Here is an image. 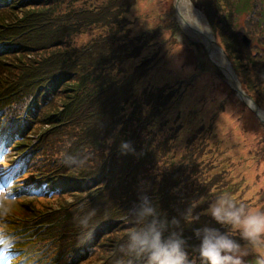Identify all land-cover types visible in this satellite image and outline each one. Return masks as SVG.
Returning a JSON list of instances; mask_svg holds the SVG:
<instances>
[{
  "label": "trees",
  "instance_id": "trees-1",
  "mask_svg": "<svg viewBox=\"0 0 264 264\" xmlns=\"http://www.w3.org/2000/svg\"><path fill=\"white\" fill-rule=\"evenodd\" d=\"M136 1L0 0V8L8 15V23L0 22V105L15 107L22 103V114L15 116L0 110V120L20 121L26 132L37 136L35 143L29 136L23 142V147L31 145L25 152L29 159L41 158L32 162L29 178L47 181L54 187L61 185L62 191L74 198L69 201L60 197V208L50 207L51 211L23 206L30 223L50 226L42 233L57 240L56 264H78V256L89 252L92 246V243L85 245V239L100 237L106 229L109 231L105 233H111L117 227L115 249H110L101 264H136L120 251V243L135 227L128 212L138 202L142 182L149 186L148 195L158 199L169 218L179 215L193 199L210 194L198 193L199 178L203 183L214 182L198 163V154L205 148L208 136L215 133L208 122L213 111L203 116L205 111L197 110L201 119L194 122L179 121L178 114L179 122L165 129L173 121L172 109L177 113L184 110L179 103L193 78L173 84H153L147 76L153 67L152 58L131 64L142 57L154 39L153 28L132 35L133 21L127 15ZM248 1L264 7L262 0ZM225 2L227 14L224 11L220 16L213 14L219 10L215 2L205 11L215 34L218 26L233 33L222 34L226 48L243 49L241 36L245 33L262 42L264 24L260 19L264 21V8L259 5L249 8L259 11V24L246 21L241 24L239 10L243 13L246 10L239 9L234 1ZM85 28L102 30L86 43H77L76 37ZM34 41L40 48L28 50ZM47 41L54 43V50L45 53L49 49ZM200 51L204 63L210 66L203 50ZM259 51L255 57L245 53L244 67L248 74L255 64L264 78V48ZM215 71L222 78L216 67ZM243 82L248 87L245 78ZM257 88L264 94V83H258ZM15 91L20 95L17 99ZM238 107L247 109L239 102ZM214 111L222 112L223 102ZM184 125L188 126L185 133L194 132L187 138L186 154L173 161L169 156L173 139ZM260 126L264 131V125ZM241 132L245 133L244 127ZM197 139L202 145L195 150ZM122 140L130 141L135 152L122 154L118 147ZM31 155L34 157L30 158ZM201 173L205 178L199 177ZM80 188H94L97 194L87 197L78 193ZM44 198L53 201V197ZM81 210L86 212L83 217L79 216ZM207 217L209 220L202 218L200 223L219 227ZM53 221V225L47 223ZM101 224L104 225L100 227ZM42 226L37 232L42 231ZM199 226L185 228L190 245L198 244L193 229ZM28 235L32 232L28 231Z\"/></svg>",
  "mask_w": 264,
  "mask_h": 264
},
{
  "label": "rangeland",
  "instance_id": "rangeland-1",
  "mask_svg": "<svg viewBox=\"0 0 264 264\" xmlns=\"http://www.w3.org/2000/svg\"><path fill=\"white\" fill-rule=\"evenodd\" d=\"M75 1L80 2V0ZM189 1L194 8L198 7L203 11L204 15L207 16V22H210V20L205 9L209 10L212 2H215L217 7H219V10L213 12V14H218L220 16V14L223 13L222 11L227 14L225 11L227 9L225 0ZM242 5L243 1L240 3L239 8L241 10H246L247 8L244 9ZM255 14L259 17V11L255 12ZM127 18L133 21L132 35L136 33L139 34L146 28H153L152 31L154 33V39L151 44H148L142 57L138 58L136 62H132V65L138 64L142 58H152L153 70L149 69L150 72L148 77L153 84H173L176 81H184L193 78L189 85H187L184 91L185 93L182 96V101L179 103V106H182L184 110L182 113H177L172 109V120L181 113L179 121L194 122L200 117L197 110H201L205 107H207L206 109L212 108L214 103L218 104L223 102V113L222 115L220 114L217 122L213 124L215 133L208 136L205 148L198 154V163L200 167L206 171V175H209L214 182L203 183V180L199 178L200 183L197 187L198 193H214L217 195L228 194L236 200L246 204L264 207V154H262L261 158L256 161L252 159L249 160V154L258 152L260 149L264 152V148L252 147L251 149L248 146L251 143V139H253L257 133H263L258 121L260 118L256 114V111L253 108H248L249 111L240 109V107H238V102H242L243 105L245 103L237 97L236 93L233 94L230 92V94L227 95L226 89L230 88L228 82L224 80V78L221 82L220 76L217 78V75L214 72H208L207 69L203 70L200 67V62L204 60L200 50H203V54L209 60V64L211 66L214 65L210 62L206 53L205 45L195 36L192 37L184 30L178 16V8L175 0H137L136 4L131 8V12L127 15ZM244 19L245 17L240 19L241 24H243ZM101 30L102 29L97 28H85L83 29V32L76 37V42L84 44L89 41L91 37L100 34ZM222 34L231 36L233 33L230 30L226 33V31H223L222 28L218 26L215 40L223 49L224 54L226 52L227 55H225L228 56L229 60L232 62L234 70L240 74L239 79L244 80L245 78L248 87L242 82L243 90L251 96L258 107L264 110V94L257 88L258 83L261 85L264 83V78H261L254 66L255 64L251 66L250 73L247 74L248 71L245 72L246 69L243 61V56H245L244 50L241 47H234L232 51L230 48L227 49ZM41 36L44 37L43 34ZM39 48V43L34 41L32 46L28 47V50L31 51L32 49V51H35ZM44 52H50V49H47V51ZM209 67L210 66H208V69ZM12 71L14 70H10V72ZM262 73L263 72H261V74ZM242 76H244V78ZM147 81L149 80L147 79L145 82ZM224 83H227L228 85ZM254 83H256V85ZM203 94L205 97H199L203 96ZM13 95H16V93ZM258 98H260L258 100L259 103L257 102ZM11 99H13V97ZM7 109L10 111L11 107H8ZM240 112L243 114H241V118L239 119ZM242 127L245 128L246 135H241ZM261 141H264V137L261 140L259 139V143ZM185 145L186 139L185 141H178L175 143L174 151L178 155L174 156V158H177L184 151ZM201 145L202 144L199 143L197 139L195 150H198ZM47 148L50 151L49 146ZM13 154L14 152H7L2 155V159L5 161L3 162L4 164L0 162V177H2L12 166L9 161L12 159ZM219 173L221 174L217 175ZM257 173H260L258 177L256 176ZM199 177L205 178L203 173H201ZM8 187L4 189L5 193ZM1 189L2 185L0 184V191ZM7 197L8 196H6L5 199L2 197V202L5 201V205L12 207L16 212H21L19 206L16 208L18 198L13 200V198L7 199ZM38 198L40 199L34 198L35 200L30 203L31 206L37 209H42L50 204L49 201L42 197ZM208 203L209 201L202 203L197 208L199 212L206 208ZM202 218L204 220H209L207 216ZM103 239H100V241H97L90 246V250L86 253V256L81 257L80 261L82 263L80 264H92L96 261L104 260V258L115 249L118 236L114 232L110 234L109 238L107 234ZM110 249L112 250L110 251ZM114 255L115 253L108 259L112 260ZM246 259L248 260V264L262 263L255 254L250 255ZM251 259H254V261ZM255 261H257V263Z\"/></svg>",
  "mask_w": 264,
  "mask_h": 264
},
{
  "label": "clouds",
  "instance_id": "clouds-1",
  "mask_svg": "<svg viewBox=\"0 0 264 264\" xmlns=\"http://www.w3.org/2000/svg\"><path fill=\"white\" fill-rule=\"evenodd\" d=\"M118 147L122 154L135 152L130 141L122 140ZM148 187L142 182L138 202L128 212L135 227L120 243V251L136 264H248L246 258L252 254L264 264V207L210 193L169 218L158 199L148 195ZM205 201L208 206L197 212ZM202 216L211 217L219 227L200 223ZM195 224L200 226L193 229L198 241L193 246L184 233Z\"/></svg>",
  "mask_w": 264,
  "mask_h": 264
},
{
  "label": "bare ground",
  "instance_id": "bare-ground-1",
  "mask_svg": "<svg viewBox=\"0 0 264 264\" xmlns=\"http://www.w3.org/2000/svg\"><path fill=\"white\" fill-rule=\"evenodd\" d=\"M175 3L178 7V16L184 30L191 36L202 38L209 48L211 57L216 61V63L223 67L226 74L231 77V73H233V71L231 70L228 62L225 61L226 58L222 54L221 50L214 43V37L207 25V20L203 12L194 8L189 0H175Z\"/></svg>",
  "mask_w": 264,
  "mask_h": 264
},
{
  "label": "water",
  "instance_id": "water-1",
  "mask_svg": "<svg viewBox=\"0 0 264 264\" xmlns=\"http://www.w3.org/2000/svg\"><path fill=\"white\" fill-rule=\"evenodd\" d=\"M198 40L201 41V42H203L201 39H198ZM206 50L210 54V51H209V48L207 47V45H206ZM223 54H224V52H223ZM224 56H225L226 59H229L228 56H226L225 54H224ZM228 79L230 80V82L232 83V85L234 86V88L236 89V91L239 94L240 98H242L244 101H246L249 104V106L256 111V114L258 115V117L260 118V120L262 122H264V117H263L264 115H261V113H260V110L261 109H259L258 105L251 98V96H249L246 92L243 91L240 83L238 82L237 76H234L231 73V77L229 76Z\"/></svg>",
  "mask_w": 264,
  "mask_h": 264
},
{
  "label": "snow or ice",
  "instance_id": "snow-or-ice-1",
  "mask_svg": "<svg viewBox=\"0 0 264 264\" xmlns=\"http://www.w3.org/2000/svg\"><path fill=\"white\" fill-rule=\"evenodd\" d=\"M0 134H2V133H0Z\"/></svg>",
  "mask_w": 264,
  "mask_h": 264
}]
</instances>
